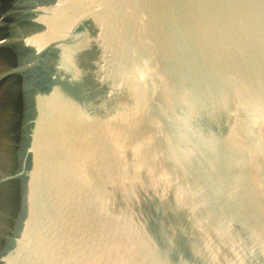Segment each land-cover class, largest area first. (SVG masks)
Wrapping results in <instances>:
<instances>
[{
  "label": "water",
  "instance_id": "water-1",
  "mask_svg": "<svg viewBox=\"0 0 264 264\" xmlns=\"http://www.w3.org/2000/svg\"><path fill=\"white\" fill-rule=\"evenodd\" d=\"M0 264H264V0H0Z\"/></svg>",
  "mask_w": 264,
  "mask_h": 264
}]
</instances>
